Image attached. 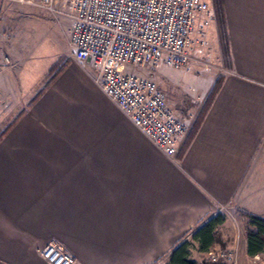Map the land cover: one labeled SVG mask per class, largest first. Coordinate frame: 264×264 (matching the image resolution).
Masks as SVG:
<instances>
[{
    "label": "crops",
    "instance_id": "obj_1",
    "mask_svg": "<svg viewBox=\"0 0 264 264\" xmlns=\"http://www.w3.org/2000/svg\"><path fill=\"white\" fill-rule=\"evenodd\" d=\"M222 5L230 65L174 156L72 53L3 103L0 264H49L39 250L50 242L78 264H157L211 214L264 219V0ZM246 246L233 245L254 264L262 254Z\"/></svg>",
    "mask_w": 264,
    "mask_h": 264
},
{
    "label": "built area",
    "instance_id": "obj_2",
    "mask_svg": "<svg viewBox=\"0 0 264 264\" xmlns=\"http://www.w3.org/2000/svg\"><path fill=\"white\" fill-rule=\"evenodd\" d=\"M57 11L58 0H0ZM66 1V0H65ZM64 2V1H63ZM71 20L68 45L73 56L91 65L94 81L167 156H174L186 136L182 118L168 104L164 91L150 77L113 65L163 63L178 68L191 58L195 44L205 42L214 18L205 0H67ZM50 242L39 253L49 264H78ZM234 247L209 250L208 262L241 264ZM259 257L256 256L254 264ZM260 264H264L261 262Z\"/></svg>",
    "mask_w": 264,
    "mask_h": 264
},
{
    "label": "rangeland",
    "instance_id": "obj_3",
    "mask_svg": "<svg viewBox=\"0 0 264 264\" xmlns=\"http://www.w3.org/2000/svg\"><path fill=\"white\" fill-rule=\"evenodd\" d=\"M57 2V11L50 12L35 6L0 1V108L16 96L27 97L25 89L29 87L33 72L45 70L47 63H53L62 53H72L67 39L71 25L66 14L69 3L67 0ZM211 3L214 10V0ZM215 14L214 11V18L206 28L204 44L200 47L191 45L194 46L191 59L178 68L163 63L152 67L113 63L124 71L150 77L158 84L168 104L185 122L186 137L203 115L214 87L220 84L230 65L225 25L216 20ZM63 61L59 57L53 70L59 68ZM210 84L212 88L209 89ZM12 114H3V118H12ZM3 126L0 125V130ZM225 215L226 220L218 229V243L209 250L217 251L235 245L238 254H241L248 220L244 212L233 211L232 215ZM185 240L190 243L189 256L196 264L208 262V251L199 250L191 234ZM261 254L257 264L264 262V251Z\"/></svg>",
    "mask_w": 264,
    "mask_h": 264
},
{
    "label": "trees",
    "instance_id": "obj_4",
    "mask_svg": "<svg viewBox=\"0 0 264 264\" xmlns=\"http://www.w3.org/2000/svg\"><path fill=\"white\" fill-rule=\"evenodd\" d=\"M214 11L217 17V21L222 25L224 24V8L222 5V0H214ZM227 37V35H226ZM227 43L228 39L226 38ZM226 43V44H227ZM228 50V44H227ZM54 67H51L53 69ZM218 84L214 87L212 91V96L210 101L212 100L214 93L219 88ZM209 101V103H210ZM248 225V230L246 231V253L249 256H254L257 254H261L264 251V219L255 216L253 214L245 213ZM226 218L224 214L221 212H217L211 214L210 216L206 217L202 223L192 230L191 239L198 243L199 250L201 251H208L211 249L216 243H218V233L219 227L225 222ZM190 243L187 240H183L182 242L178 243L172 251L169 253L167 260L164 264H196V262L190 258ZM204 264H223V263H212V262H205Z\"/></svg>",
    "mask_w": 264,
    "mask_h": 264
}]
</instances>
